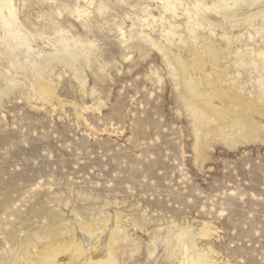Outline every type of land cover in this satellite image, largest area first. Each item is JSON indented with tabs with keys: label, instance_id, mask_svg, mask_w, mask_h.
<instances>
[{
	"label": "rangeland",
	"instance_id": "1",
	"mask_svg": "<svg viewBox=\"0 0 264 264\" xmlns=\"http://www.w3.org/2000/svg\"><path fill=\"white\" fill-rule=\"evenodd\" d=\"M168 1L12 0L13 19L0 25V91L11 81L20 88L0 103V264L28 263L47 248L64 257L76 236L101 250L113 226L128 239L111 249L118 264H188L195 249L220 264H264V118L244 113L236 121L254 128L234 126L230 139L199 118L169 59H197L184 30L193 0H175L177 19L161 12ZM201 21L199 37H219ZM236 29L234 49L246 60L264 53L253 32ZM61 37L80 54L78 75L54 64L42 71L53 84L43 94L35 68L56 56ZM219 60L206 61L205 73L228 70L219 87L262 114L258 59L243 67Z\"/></svg>",
	"mask_w": 264,
	"mask_h": 264
},
{
	"label": "bare ground",
	"instance_id": "2",
	"mask_svg": "<svg viewBox=\"0 0 264 264\" xmlns=\"http://www.w3.org/2000/svg\"><path fill=\"white\" fill-rule=\"evenodd\" d=\"M207 1H208V3H207ZM12 3H13L12 0H0V25L2 26V28H3V26H8L11 18L13 17ZM180 5H181L180 2H177L175 0H170L168 2L162 3L160 6V10L163 13H167V14L169 13V15H171V17L175 18L176 17V7L180 6ZM187 10H188V8H187ZM75 12L78 16H80L79 11L75 10ZM4 13H6V15ZM212 13H213V15H212ZM186 14H187V17H186L187 20L185 21V25H184L185 29L184 30L187 31L185 33H187V35H189L190 39H191V41H190L191 45L189 46V48H191V49L189 50V52L192 56H196L197 59L194 62H192L190 60H186V59L181 60L180 57L178 58L176 56L178 54V53L176 54V52H174L176 54V55L174 54L175 57H171L169 59H170L171 64L178 67V69L181 72V73L179 72L182 75V80H183L181 86H183L184 93L187 95V101L190 103L189 105H191L193 108H195L196 113L200 115L199 118L202 116V117H204L203 120H205V118H208V120L210 119L212 122L214 121L215 122V129H216V130L215 129L214 130L220 136L223 135V137L225 139H230L233 136V133L236 131V130H234V126L237 129V131H239V132H247V131L253 129L255 125L253 126V124L249 123L250 127H246L247 124L244 122V120L243 121L241 120V123H238V121H236V119L238 117H240L241 119H244L245 117H247L246 115H244V113L247 114L249 117H252L251 115H253V116H259V117L264 118V112L262 114H260L262 111H260V112L257 111V107L255 106L254 102L245 98L243 95H241L237 91H235L236 93L233 94L232 91H230L229 89L223 90L221 87H219V84L220 83L223 84L227 75H230V72L228 70L226 72H224V70H222V73L221 72L218 73V71H216V72L214 71V72H212V75L209 73L208 74L205 73L204 70L206 67V61L210 62V61L214 60L215 63H219L220 62L219 59L222 58L224 61H227V60L230 61V65L233 67H243L247 64V62L250 65H253L255 63L256 59H258V63L254 65V69L252 71L259 73V75H257V76H259V78H263V80H264V53L263 52L256 53L252 59L250 58L251 59L250 61L246 60L245 56L249 55V54L246 53L245 55H243V53H245V52L242 51V53H240L241 50L238 52V50L234 49V42H235L234 39L235 38L231 35L232 30H234L235 28H237L236 30L242 28V30H245L246 32H248V31L253 32V34L255 36L254 38H256L254 43L252 41H250L253 44V46L257 45V44L261 45L264 43V39L262 36L264 34V0H193V12L192 13H186ZM220 14H222V19H223L222 21H220L221 24L217 22L218 21L216 19L217 17H215V15L218 16ZM218 18H219V16H218ZM176 19H177V17H176ZM201 20L207 22V24L210 26L214 25L216 27H219L220 28L219 30H221L219 37L218 38L216 37V39L213 40L212 38H214V35L212 36L211 32H209V35L207 36V38L205 37L206 39L205 38L202 39L201 37H199L200 33H197V31L200 28L199 21H201ZM202 21H201V23H202ZM225 21H228V22H225ZM203 25H205V24H203ZM204 27H206V26H204ZM208 28H210V27H208ZM210 29H212V28H210ZM212 30H214V29H212ZM161 33H162V36H164L166 42L170 41L173 37V35H172L173 33H171L170 30L167 31L164 29ZM250 33H249L248 40H251L250 39L251 38ZM242 35H244V34H242ZM13 36L18 39L20 36L19 32L15 31L13 33ZM63 37H61L59 40V43L61 44L62 48H60L61 50L56 49V56L55 55L49 56L48 58L41 60L38 64V66L35 68L37 70L36 74H37L38 79L41 81H44L42 83L40 82L41 83V89H43V94L52 93V85L53 84H51V80L49 78H47V76L45 77V76H43L44 74L42 75V71H43V73L45 72L46 75H48L49 73L51 74L55 68L54 64H58L59 66L61 65L62 67L66 68L68 70H71L76 75H78V69H77L76 64L79 65V63H80L78 61L81 59V57L79 56L80 54H78V52H76V51H68V49H67L68 45H66V42H65L66 40H64ZM236 42H238V41H236ZM173 44H174V42H173ZM199 44H200V46H199ZM25 47H28V46H25ZM254 47H256V46H254ZM76 48H79V47H76ZM181 48H182V46H181ZM28 49H30V48H25V50H28ZM239 49H241V48H239ZM247 49H248V47H247ZM89 50H90V48H89ZM164 50H166V49H164ZM177 50H180V48ZM131 51H132V49L128 52H131ZM86 53L91 54L92 52L87 50ZM86 53L84 54V58H86L85 56H88ZM171 54L166 52L165 56H168V55L171 56ZM214 55H217V56H214ZM219 56H221V58ZM216 57L219 58L218 61H217ZM89 58H90V56H89ZM77 62H79V63H77ZM190 63L195 65V67L199 68L200 73L202 74L203 79H204V82H201L204 84L203 89H199V87H201V84L199 83L197 78H195V79L192 78L193 76L191 74L193 72H195V70L190 71V68L192 69V67H193ZM235 69L237 70V68H235ZM39 71H41V74ZM190 72H191V74H190ZM76 78H79V77L76 76ZM11 83H12L11 84L12 86H9L6 84V87L4 89H2V91H0V103H2V101L8 97L9 93H12L13 90L20 88L19 87L20 85L18 83L13 84V81H11ZM261 84H263V83H261ZM204 86L210 87L212 89L213 93H206V88ZM216 88L218 90H216ZM263 88H264V86H263ZM234 89H236V90L242 89V87L236 86ZM260 93H262V96H260V97H262L264 99V89ZM214 98L216 99V101L221 102L223 106L222 107L214 106V103L216 102V101L214 102L212 100ZM263 103H264V101H263ZM261 108H262V106H261ZM263 108H264V106H263ZM192 111H193V109H192ZM193 113H194V111H193ZM249 114H251V115H249ZM248 120H250V119H248ZM233 123H235V124H233ZM238 125H240V126H238ZM80 229L86 230L82 226H80ZM101 238H103V237H101ZM49 239L51 240V238H49ZM46 240H48V239H46ZM50 240H49V243H50ZM79 240L80 239H78L77 236H76V238L74 237V239L71 241L72 250L70 249L71 251H69V252L65 251L68 253H66V255L64 254L65 255L64 257L60 256L62 254L63 250L62 251L59 250V252L54 253L55 249L47 248L46 250L41 251L40 253H37V258L35 260H33V261L28 260L29 262L28 263L26 262V263L27 264H118L117 263L118 261H116V257H115L116 254L115 255L111 254V253H113V252H111V249H113L114 245L116 246V244H117V246L120 245V242L128 241L126 235L123 233V231H121L118 228V226H113V228L110 229L108 235L106 237H104L103 240H101V239H100L101 241L97 240L98 242L101 243V245H100L102 247L101 250H99V248L92 250V249H90L92 244L91 245H87V244L84 245ZM42 243H43V238H42ZM29 249H32V248H29ZM27 251L29 252L31 250H27ZM121 251H122V249H121ZM33 252H35V251H33ZM118 253H119V251H118ZM185 253L187 255L188 251L185 250ZM188 255H189V263L187 262L188 264H220L214 259V257H212L210 252H206L205 250L195 249L194 252L188 253ZM27 259H29V258H27ZM22 263H20V264H22ZM18 264H19V262H18Z\"/></svg>",
	"mask_w": 264,
	"mask_h": 264
}]
</instances>
